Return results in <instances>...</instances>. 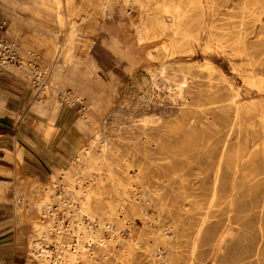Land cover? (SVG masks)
Instances as JSON below:
<instances>
[{"label": "rangeland", "instance_id": "374dc122", "mask_svg": "<svg viewBox=\"0 0 264 264\" xmlns=\"http://www.w3.org/2000/svg\"><path fill=\"white\" fill-rule=\"evenodd\" d=\"M1 26L44 141L0 143L19 264H264V0H0Z\"/></svg>", "mask_w": 264, "mask_h": 264}, {"label": "crops", "instance_id": "0c3cea01", "mask_svg": "<svg viewBox=\"0 0 264 264\" xmlns=\"http://www.w3.org/2000/svg\"><path fill=\"white\" fill-rule=\"evenodd\" d=\"M31 102L28 90L16 74L8 68L0 71V143L2 141L13 143L17 139L23 142L29 137L43 141V137L35 134L40 133L30 125L31 119H36L35 116H30ZM63 109L57 119V127L66 132L72 127V119L68 118L69 113ZM20 135H23L24 139ZM64 138L66 137H61L60 140ZM3 245L0 243V264H19L21 256L17 255L18 253H11L9 249L3 248Z\"/></svg>", "mask_w": 264, "mask_h": 264}, {"label": "built area", "instance_id": "2783aa9c", "mask_svg": "<svg viewBox=\"0 0 264 264\" xmlns=\"http://www.w3.org/2000/svg\"><path fill=\"white\" fill-rule=\"evenodd\" d=\"M0 27V71L8 66H20L22 63L15 46L8 40Z\"/></svg>", "mask_w": 264, "mask_h": 264}, {"label": "bare ground", "instance_id": "6f19581e", "mask_svg": "<svg viewBox=\"0 0 264 264\" xmlns=\"http://www.w3.org/2000/svg\"><path fill=\"white\" fill-rule=\"evenodd\" d=\"M74 2H75V1H74ZM84 2H85V1H84ZM59 5H60V4H59ZM178 8H179V7H178ZM79 10H80V9H79ZM175 10H176V9H175ZM67 11H68V10H67ZM71 11H72V10H71ZM182 11H183V10H182ZM69 12H70V11H69ZM185 12H186V11H185ZM184 14H185V13H184ZM181 16H182V15H181ZM182 17H183V16H182ZM176 18H177V17H176ZM179 18H180V17H179ZM178 20H179V19H178ZM183 21H184V20H183ZM179 22H181V21H179ZM179 25H180V24H179ZM262 25H263V24H262ZM77 26H78V25H77ZM175 26H176V25H175ZM176 27H177V26H176ZM180 28H181V27H180ZM262 28H263V27H262ZM179 30H180V29H179ZM174 32H175V31H174ZM182 32H183V31H182ZM184 32H185V30H184ZM173 34H174V33H173ZM174 36H175V35H174ZM181 36H184V35H181ZM72 37H73V36H72ZM72 40H73V39H72ZM208 60H209V59H208ZM205 61H206V60H205ZM163 64H164V63H163ZM206 65H207V64H206ZM253 65H254V64H253ZM167 66H168V65H167ZM161 67H162V66H161ZM207 67H208V66H207ZM209 67H211V66L209 65ZM157 70H158V69H157ZM187 70H188V69H187ZM158 71H159V70H158ZM179 71H180V70H179ZM252 71H253V70H252ZM155 72H156V71H155ZM155 72H154V73H155ZM161 72H162V71H161ZM187 72H188V71H187ZM187 72H186V73H187ZM162 73H164V72H162ZM186 73H185V74H186ZM181 74H182V73H181ZM185 74H184V75H185ZM164 76H165V75H164ZM162 77H163V76H162ZM164 78H165V77H164ZM169 78H170V77H169ZM169 78H168V79H169ZM183 78H184V77H183ZM149 79H151V78H149ZM152 79H153V78H152ZM152 79H151V80H152ZM168 79H167V80H168ZM175 81H176V80H175ZM170 82H171V81H170ZM170 82H169V83H170ZM166 83H167V82H166ZM176 84H177V83H176ZM178 84H181V82H180V83L178 82ZM183 84H184V83H183ZM166 85H167V84H166ZM168 86H169V85H168ZM184 86H185V85H184ZM182 87H183V86H181L180 88H182ZM164 88H165V87H164ZM186 88H187V87H186ZM165 89L168 90V87L165 88ZM165 89H164V90H165ZM173 89H174V88H173ZM263 90H264V89H263ZM168 91H169V90H168ZM177 91H178V90H177ZM172 92H173V91H172ZM173 95H174V94H173ZM177 95H178V94H177ZM237 95H238V94H237ZM182 96H183V95H182ZM233 96H234V95H233ZM235 96H236V94H235ZM172 97H173V96H172ZM183 97H184V96H183ZM230 97H231V96H230ZM175 98H176V97H175ZM181 98H182V97H180V99H181ZM228 98H229V97H228ZM171 99H172V98H171ZM172 100H173V99H172ZM228 100H229V99H228ZM174 101H175V100H174ZM224 101H225V100H224ZM230 101H232V100H230ZM234 101H235V100H234ZM180 102H181V101H180ZM180 102H179V103H180ZM181 103H182V102H181ZM221 103H222V102H221ZM224 103H225V102H224ZM233 103H234V102H233ZM235 104H236V103H235ZM178 105H180V104H178ZM223 105H224V104H223ZM230 107H232V106H230ZM233 108H234V107H233ZM232 110H233V109H232ZM232 114H233V113H232ZM232 114H231V115H232ZM191 115H193V114H191ZM184 116H185V115H184ZM194 116H195V114H194ZM230 117H232V116H230ZM185 118H187V117L185 116ZM191 119H192V118H190V120H191ZM153 120H154V119H153ZM231 121H232V120H231ZM143 122H144V120H143ZM147 122H148V121H147ZM232 123H233V122H232ZM232 123H231V124H232ZM145 124H146V123H145ZM145 124H144V125H145ZM158 124H159V123H158ZM257 131H258V130H257ZM251 133H253V132H251ZM253 135H254V134H253ZM251 136H252V135H251ZM252 138H253V137H252ZM256 138H257V137H256ZM256 138H255V139H256ZM238 144H239V143H238ZM239 147H240V146H239ZM255 148H256V147H255ZM103 149H105V148H103ZM249 151H250V150H249ZM225 153H226V155H227V152H226V151H225ZM239 153H240V151H239ZM219 154H220V153H219ZM254 154H256V152H255ZM247 156H249V155H247ZM100 158H101V157H100ZM232 158H233V157H232ZM238 158H239V156H238ZM225 159H226V157H225ZM229 160H232V159H229ZM234 160H235V157H234ZM236 160H237V158H236ZM94 161H95V160H94ZM94 161H93V162H94ZM231 162H233V160H232ZM235 163L237 164V162H235ZM225 164H226V163H225ZM229 164H230V162H229ZM234 165H235V164H234ZM234 165H233V166H234ZM240 165H241V164H240ZM240 165H239V166H240ZM238 169H239V168H238ZM217 171H218V170H217ZM232 171H233V169H232ZM234 171H235V169H234ZM214 177H215V176H214ZM216 179H217V178H216ZM235 179H236V178H235ZM215 183H216V182H215ZM214 185H215V184H214ZM214 185H213V186H214ZM212 191H213V190H212ZM213 193H214V192H213ZM217 195H218V194H217ZM213 196H214V195H213ZM218 197H219V196H218ZM214 199H215V198H214ZM91 201H92V200H91ZM86 202H87V201H86ZM92 202H93V201H92ZM84 203H85V202H84ZM108 203H109V202H108ZM82 204H83V203H82ZM86 204H87V203H86ZM106 205H107V204H106ZM80 207L82 208V206H80ZM85 207H86V206H85ZM87 207H88V206H87ZM90 207H91V206H90ZM78 208H79V207H78ZM110 208H111V207H110ZM112 208H113V207H112ZM83 209H84V208H83ZM87 210H88V208H87ZM89 210H90V209H89ZM111 211H112V209H111ZM112 212H114V211H112ZM112 212H111V213H112ZM89 216H90V215H89ZM103 219H104V218H103ZM105 220H106V219H105ZM109 220H110V219H109ZM95 222H96V221H95ZM101 224H102V223H101ZM83 231H84V230H83ZM87 232H88V231H87ZM85 233H86V231H85ZM92 233H93V232H92ZM93 236H94V235H93ZM96 236H97V235H96ZM74 244H75V243H74ZM98 245H99V244H98ZM103 246H104V244H103ZM66 249H67V248H66ZM69 250H70V249H69ZM69 250H67V251H69ZM84 251H85V249H84ZM72 255H73V254H72ZM85 255H86V254H84V256H85ZM84 256H83V257H84ZM87 256H88V254H87ZM42 257H43L45 260H48V259H47L48 256L45 255L44 252H43V256H42ZM49 257H50V256H49ZM67 257H68V256H67ZM69 257H70V256H69ZM62 259H63V258H62ZM82 259H83V258H82ZM49 261H50V260H49ZM60 261H61V260H60ZM67 261H68V260H67ZM69 261H70V260H69ZM53 262H54V261H53ZM58 263H59V261H58ZM60 263H61V262H60ZM62 263H63V262H62ZM66 263H67V262H66ZM63 264H64V263H63ZM69 264H70V263H69ZM71 264H72V263H71Z\"/></svg>", "mask_w": 264, "mask_h": 264}]
</instances>
